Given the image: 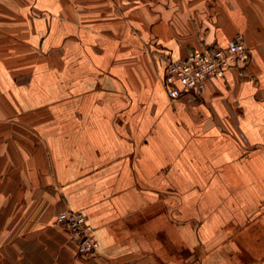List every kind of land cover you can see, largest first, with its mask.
Listing matches in <instances>:
<instances>
[{"label":"crops","instance_id":"obj_1","mask_svg":"<svg viewBox=\"0 0 264 264\" xmlns=\"http://www.w3.org/2000/svg\"><path fill=\"white\" fill-rule=\"evenodd\" d=\"M237 32L242 74L170 101ZM0 264H264V0H0Z\"/></svg>","mask_w":264,"mask_h":264},{"label":"built area","instance_id":"obj_2","mask_svg":"<svg viewBox=\"0 0 264 264\" xmlns=\"http://www.w3.org/2000/svg\"><path fill=\"white\" fill-rule=\"evenodd\" d=\"M248 60L249 50L240 32L235 33L225 45L204 46L183 57L167 58L163 76L165 93L173 102L181 97L200 98L209 80L222 77L231 70H236L241 75ZM56 222L76 242L79 254L93 256L97 253L98 242L83 212L62 211L57 214Z\"/></svg>","mask_w":264,"mask_h":264}]
</instances>
